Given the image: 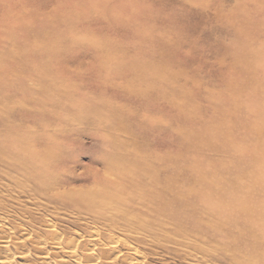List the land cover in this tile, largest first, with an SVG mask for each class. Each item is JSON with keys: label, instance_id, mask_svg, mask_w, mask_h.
<instances>
[{"label": "rangeland", "instance_id": "obj_1", "mask_svg": "<svg viewBox=\"0 0 264 264\" xmlns=\"http://www.w3.org/2000/svg\"><path fill=\"white\" fill-rule=\"evenodd\" d=\"M138 88L149 94L141 98ZM194 123L205 145L186 152L181 130ZM0 147L3 155L15 147L42 165L35 168L41 176L29 181L24 175L33 167L12 172L0 163V261L73 264L65 254L73 243L80 264H264L259 231L252 233L257 240L244 234L237 246L199 236L178 245L152 241L140 227L158 229L142 207L152 164L165 162L168 175L179 165L210 171L205 184L220 180L221 191L233 188L223 195L240 202L252 186L264 185V0H0ZM54 180L60 181L55 195L47 188ZM263 195L253 194L246 209L261 208ZM160 224L159 235L172 237L174 225Z\"/></svg>", "mask_w": 264, "mask_h": 264}, {"label": "bare ground", "instance_id": "obj_2", "mask_svg": "<svg viewBox=\"0 0 264 264\" xmlns=\"http://www.w3.org/2000/svg\"><path fill=\"white\" fill-rule=\"evenodd\" d=\"M137 78H138V76H137ZM137 78H135V79H137ZM15 83V82H14ZM13 83V84H14ZM156 83V82H155ZM244 83V82H243ZM38 84V83H37ZM41 84V83H40ZM150 84V82L148 83V85ZM151 85H153V84H151ZM150 85V86H151ZM155 86V85H154ZM157 86V85H156ZM129 87V86H128ZM129 88H131V87H129ZM128 88V89H129ZM151 88H153V87H151ZM40 89H42V88H40ZM139 89V92L140 93H142L141 91H140V88H138ZM148 89V88H147ZM27 90V89H26ZM136 90V89H135ZM150 90V89H149ZM154 90V89H153ZM133 91V90H132ZM147 91V90H146ZM146 91H144L145 93H147ZM152 91V90H151ZM29 92V91H28ZM143 92V93H144ZM162 92V91H161ZM165 92V91H164ZM163 92V93H164ZM120 94L122 93V92H119ZM126 93V92H125ZM128 93V92H127ZM133 93V92H132ZM136 93V92H135ZM138 93V92H137ZM134 94V95H137V97H138V99L140 98L138 95H140V94ZM142 93V95H141V98H143L145 95V93L143 94ZM153 93V92H152ZM129 94V93H128ZM128 94H126V95H128ZM147 94H149V93H147ZM153 94H155V92L153 93ZM122 95V94H121ZM163 95V94H162ZM6 96V95H5ZM124 96V95H123ZM133 96V95H132ZM143 96V97H142ZM159 96V95H158ZM219 96V95H218ZM120 97V96H119ZM129 97V96H128ZM146 97H150V95L148 96H146ZM163 97V96H162ZM124 98H126V97H124ZM145 98V97H144ZM33 99V98H32ZM138 99H136V100H138ZM158 99H161L160 97L158 98ZM158 99H157V101H158ZM162 99H164V98H162ZM148 100V99H147ZM150 100H151V98H150ZM154 100V99H153ZM139 101V100H138ZM156 101V102H157ZM150 102V101H149ZM153 102V101H152ZM159 102V101H158ZM209 102V101H208ZM39 103V102H38ZM154 103H155V101H154ZM153 103V104H154ZM152 104V103H151ZM150 104V105H151ZM187 104V103H186ZM55 105V104H54ZM192 107H195V106H192ZM217 107V106H216ZM43 108V107H42ZM45 108V107H44ZM158 108V107H157ZM182 109V108H181ZM191 109H193V108H191ZM226 109V108H225ZM174 110H176V109H174ZM189 110H190V108H189ZM188 110V111H189ZM193 110H195V109H193ZM185 111V110H184ZM200 111V110H199ZM194 112V111H193ZM198 112V111H197ZM183 113V114H182ZM181 114L182 115H185L184 114V112H182ZM188 112L186 111V114H187ZM39 114V113H38ZM131 114V113H130ZM180 114V113H179ZM191 114V113H190ZM193 114H195V113H193ZM193 114H191V115H193ZM29 115H30V113H29ZM182 115H181V118H182ZM189 115V114H188ZM188 115H187V117H188ZM25 116H27V115H25ZM186 116V115H185ZM193 116H195V115H193ZM247 116V115H246ZM9 117H11V116H9ZM184 117V116H183ZM187 117H184V119H186ZM192 116H190V119H195L196 118V116H195V118H191ZM21 118V117H20ZM27 118V117H26ZM23 119V118H22ZM21 119V120H22ZM68 119V118H67ZM82 119V118H81ZM148 120H149V118H147ZM21 120H20V122H21ZM24 121H26L25 119H23ZM61 120V119H60ZM144 120V119H143ZM146 120V119H145ZM191 120V122H193ZM199 120V119H198ZM11 121V120H10ZM35 121V120H34ZM65 121V120H64ZM63 121V122H64ZM149 121H151V120H149ZM147 122V123H149V125L151 124L150 122ZM47 122V121H46ZM196 122V121H195ZM54 123V122H53ZM162 123V122H161ZM188 123V122H187ZM197 123H198V121H197ZM200 123V122H199ZM198 123V124H199ZM66 124V123H65ZM190 124V123H189ZM192 124V123H191ZM195 124V123H194ZM157 125H158V123H157ZM204 125V124H203ZM203 125H200V129H201V126H202V128H204L205 126H203ZM215 125H217L216 123H215ZM48 126V125H47ZM192 126H194L193 128H191ZM191 127L189 126H187V129H182L181 131H183L182 133H183V135L181 136V134H180V138H182L181 140L184 142L185 140H186V142H187V144L185 145L186 147L184 148V149H186L185 151L186 152H189V150H191L192 152H197L198 150H200V149H202L203 147H204V145H205V143H204V141L202 142L201 140H202V138H201V136H199L201 139L199 140L195 135H194V133H193V130L192 129H195V126L197 127V124H195V125H192ZM9 127V126H8ZM151 127V126H150ZM155 127V126H154ZM163 127V126H162ZM161 127V128H162ZM218 127V126H217ZM223 127V126H222ZM243 127V126H242ZM156 128H157V126H156ZM158 128H160V127H158ZM199 128V127H198ZM36 129V128H35ZM64 129V128H63ZM212 129L214 130V128L212 127ZM211 129V130H212ZM237 129V128H236ZM9 130H11V129H9ZM44 130V129H43ZM42 130V131H43ZM101 130V129H100ZM163 130H165V129H162V131ZM186 130H187V132H186ZM195 130H197V128L195 129ZM194 130V131H195ZM211 130H208V131H211ZM220 130V129H219ZM12 131H13V129H12ZM42 131H41V134L42 135H44L45 134V132H43L42 133ZM46 131V130H45ZM58 131H59V128H58ZM64 131V130H63ZM180 131V132H181ZM199 131V130H198ZM202 131H204L203 129H202ZM233 131V130H232ZM9 132V131H8ZM33 132H35V131H33ZM39 132V131H38ZM60 132V131H59ZM199 132H201V131H199ZM207 133V131H204V133ZM212 132H215V130L214 131H212ZM4 133V132H3ZM14 133V132H13ZM12 133V134H13ZM23 133V132H22ZM28 133V132H27ZM47 133V132H46ZM53 132H51V134H52ZM58 133V132H57ZM57 133H56V135H57ZM197 133V132H196ZM234 133V132H233ZM242 133V132H241ZM9 134H10V132H9ZM24 134V133H23ZM35 134V133H34ZM61 134H63V133H61ZM60 133H59V136L61 135ZM208 134V133H207ZM211 134V133H210ZM216 134V133H215ZM4 135H5V133H4ZM11 135V134H10ZM9 135V136H10ZM14 135H17V134H14ZM19 135V134H18ZM40 135V134H39ZM42 135H40V136H42ZM46 136H47V134H45ZM44 135V136H45ZM54 135V134H53ZM64 135V134H63ZM212 135V134H211ZM8 137V133L5 135V137ZM39 136V137H40ZM58 136V137H59ZM184 136V137H183ZM208 136V135H207ZM215 136V135H214ZM16 137H19V136H16ZM20 137H22V135H20ZM25 137V136H24ZM37 138V140H38V135L37 136H34V138ZM48 137V136H47ZM49 137H51V135L49 136ZM62 137V136H61ZM203 137V136H202ZM209 137V136H208ZM207 137V138H208ZM216 137V136H215ZM11 138V137H10ZM9 138V139H10ZM32 138V137H31ZM45 138V137H44ZM220 138V137H219ZM9 139H7L8 141H10ZM16 139V138H15ZM19 139V138H18ZM22 139H23V137H22ZM22 139H21V141H22ZM60 139V138H59ZM205 139H206V137H205ZM6 139H4V141H5ZM6 140V141H7ZM13 140V139H12ZM20 140V139H19ZM18 140V141H19ZM31 140H34L33 138L31 139ZM40 140H43V138L41 139L40 138ZM45 140V139H44ZM48 140H49V138H48ZM63 140V139H62ZM207 140H209V139H207ZM2 141H3V139H2ZM20 141V142H21ZM24 142H26L25 140H23ZM27 141H29V140H27ZM39 141V140H38ZM37 141V142H38ZM53 141V143L55 142L54 140H52ZM64 141V140H63ZM206 141V140H205ZM11 142V141H10ZM15 142H17V141H15ZM15 142H14V145L13 146H16V144H15ZM29 142H31V141H29ZM36 142V141H35ZM34 142V143H35ZM36 142V143H37ZM211 142V141H210ZM214 142V141H213ZM213 142H212V144H213ZM3 143V142H2ZM5 143H7V142H5ZM46 143V142H45ZM44 143V144H45ZM50 143V142H49ZM58 143H61V144H63L64 142H58ZM65 143H66V141H65ZM64 143V144H65ZM224 143H226V142H224ZM12 144H13V141H12ZM25 144V143H24ZM27 144H28V142H27ZM30 144H32V143H30ZM40 144H43V143H40L39 142V145ZM47 144V143H46ZM57 144V143H56ZM61 144H58V145H61ZM227 144V143H226ZM2 145V144H1ZM5 145V144H4ZM21 145V144H20ZM55 145V144H54ZM208 145V144H207ZM213 145H217L216 143L215 144H213ZM17 146H18V144H17ZM25 146V145H24ZM29 146V145H28ZM27 146V147H28ZM41 146V145H40ZM53 146V145H52ZM209 146V145H208ZM219 146V145H218ZM2 147V146H1ZM1 147H0V149H1ZM20 147V146H19ZM23 146H21L20 148H22ZM30 147H32L31 145H30ZM33 147H34V145H33ZM32 147V148H33ZM183 147V146H182ZM181 147V148H182ZM7 148V147H6ZM9 148V147H8ZM12 148V147H11ZM11 148H10V150H8V152H9V154H5V155H3V153L1 154L0 153V163H1V165L2 164H5V166H6V168H7V170L8 171H12V172H19L20 171V169H24L23 167H33L34 168V170H31L30 172H27V174H25L24 175V179H26V180H34V178H36L37 176H36V174H39L40 176H41V173H38V171H35V168L37 169L41 164L39 163V162H41V159L40 160H38L37 162L38 163H36V156H30L29 155V157H24L26 154H24V156H21L20 155V153L19 152H21L19 149H15V147L13 148V150H11ZM18 148V147H17ZM26 148V147H25ZM49 148V147H48ZM54 148V147H53ZM60 148H63V147H61L60 146ZM65 148V147H64ZM211 148H213V147H211ZM217 149H221V147H216ZM222 148H223V146H222ZM229 148V147H228ZM247 148H251V147H247ZM23 149V148H22ZM31 149V148H30ZM30 149H28V150H30ZM34 149H36V148H34ZM42 149V148H41ZM57 150L59 149V148H56ZM183 149V148H182ZM184 149H183V151H184ZM214 149V151H215V147L213 148ZM227 149V148H226ZM33 150V149H32ZM31 150V151H32ZM44 150V149H43ZM42 150V151H43ZM46 150V149H45ZM60 150V149H59ZM181 150V149H180ZM203 150H205V149H203ZM207 150V149H206ZM3 151H4V149H3ZM14 151V152H13ZM24 151H26V150H24ZM37 151V150H36ZM41 151V152H42ZM54 151V150H53ZM62 151L63 150H61L60 151V155L59 156H61L62 155ZM190 151V152H191ZM218 151H220V150H218ZM224 151V150H223ZM226 151H228V150H226ZM252 151H255V149H253ZM5 152V151H4ZM55 152H57L56 150H55ZM54 152V153H55ZM59 152V151H58ZM177 152V151H176ZM199 152H201V151H199ZM217 152V151H216ZM11 153H13V156L14 157H11ZM24 153V152H23ZM30 153V152H29ZM28 153V154H29ZM35 152L33 151V154H34ZM36 153H40V152H36ZM47 153V152H46ZM178 153V152H177ZM221 153V152H220ZM225 153V152H224ZM233 153V152H232ZM27 154V155H28ZM31 154V153H30ZM32 154V155H33ZM51 154V153H50ZM135 154V153H134ZM183 154V153H182ZM264 154V153H263ZM55 155V154H54ZM177 155V156H176ZM252 155H253V153H248V155L246 154L245 156L246 157H249V158H252ZM4 156L5 157H7L8 159L6 160V159H4ZM46 156H47V154H46ZM52 156L53 155H50L49 157H51V158H49V159H52ZM56 156H57V153H56ZM58 156V157H59ZM66 156V155H65ZM136 156V155H135ZM162 156V155H161ZM172 156V155H171ZM176 156V157H175ZM175 156H174V158H176V159H174V163H172V164H176L175 162H177L178 163V161L180 160V163H181V153L179 152L178 154H175ZM228 156V155H227ZM235 156H238V155H235ZM241 156V155H240ZM254 156H255V154H254ZM134 157V156H133ZM137 157V156H136ZM177 157H178V159H177ZM232 157V156H231ZM239 157V156H238ZM3 158V159H2ZM40 158V157H39ZM46 158V157H45ZM44 158V159H45ZM55 158V157H54ZM64 158V157H63ZM66 158V157H65ZM138 158V157H137ZM173 158V157H172ZM171 158V159H172ZM203 158V157H202ZM218 158V157H217ZM229 158V157H228ZM234 158V157H233ZM248 158V159H249ZM60 159V158H59ZM184 159V158H183ZM198 159V158H197ZM54 160V159H53ZM53 160H50V162L51 161H53ZM140 161H142L141 159H139ZM138 160V161H139ZM163 160V159H162ZM178 160V161H177ZM193 160V159H192ZM234 160V159H233ZM236 160V159H235ZM250 160V159H249ZM256 160V159H255ZM264 160V159H263ZM43 161V160H42ZM130 161V160H129ZM128 161V162H129ZM173 161V160H172ZM231 161H232V159H231ZM236 161H238V160H236ZM241 161V160H240ZM257 161V160H256ZM135 162V161H134ZM167 162H168V160H167ZM234 162V161H233ZM246 162V161H245ZM44 163V162H43ZM52 163V162H51ZM136 163V162H135ZM161 163H162V161H161ZM196 163V162H195ZM235 163V162H234ZM243 163V162H242ZM38 164V165H37ZM45 164V163H44ZM137 164V163H136ZM144 165L146 164V163H143ZM179 164V163H178ZM178 164H176V165H178ZM184 163H183V161H182V165H183ZM188 164H190V163H188ZM187 164V165H188ZM193 164V163H192ZM196 164H198V163H196ZM203 164V163H202ZM207 164V163H206ZM245 164V163H244ZM262 164V163H261ZM51 165V164H50ZM60 165V164H59ZM147 165V164H146ZM152 165H154V166H152ZM151 166H149L150 168L148 169V171H146L145 173H147V174H149V176H147V178H148V182H147V184H143L144 185V190H145V192H146V198L142 201V207H143V203H145V205H147L148 206V208H149V213L148 214H150L149 216H151V218H153V220L154 221H157V224H156V226H158V229H152V226H150V224L148 223V222H144V224L142 223V224H140L141 226V229L142 230H146V231H144L145 233H147V238H149V239H151L152 241L154 240V241H164V242H166V243H172V244H181V241H189V242H197L198 241V236L199 237H202V238H206L207 240H213L214 242H216V239H220V240H218L220 243H221V241H223V240H221V239H227L228 241L230 240L232 243H234L236 246H237V243L238 242H241V238H243V236H244V234H245V238H246V235H250V237H253V239H256L257 240V234H256V232L257 231H259V233L261 234V235H259V233H258V235L259 236H261L262 238H263V240H264V223H263V217H264V195H263V197H262V200H261V204H262V207L261 208H259V209H257V207H255L254 206V209L256 208L257 210H254L253 209V211H248L246 208L247 207H250V204L252 203H249L250 202V200H252L251 198H252V196H253V194H259V196H260V194H262V192H263V194H264V185H262V186H257V187H253L252 186V191L251 192H249L250 194H246V197L247 198H245L244 200H242L241 202L238 200V199H235L236 197L234 196V195H232V193H231V195H223V194H225L227 191H229V190H231V189H233V188H231V189H227L226 190V187L227 186H225L224 187V191L225 192H223V191H221L220 190V188H222L223 186H221V187H217L216 186V184L218 185V182L220 181H218L216 184H214V183H209V184H205V183H207V181H206V177H205V174H203L205 171H203V173H201L200 171L198 172L197 170H196V172H193L192 173V170L191 171H189L190 170V168L188 169V168H182L181 167V165H179V166H177L176 167V169H172L173 171H175V173L173 172L172 173V175H168V172H170L171 173V171L169 170V169H167V165H166V163L164 162L163 164H158V165H155V164H152ZM185 165V164H184ZM194 165V164H193ZM234 165V167H235V165L237 166V164H233ZM243 165V164H242ZM263 165V164H262ZM261 165V166H262ZM42 166V165H41ZM46 166H47V163H46ZM53 166V165H52ZM51 166V167H52ZM63 166V165H62ZM143 166V165H142ZM148 166V165H147ZM189 166V165H188ZM191 166V165H190ZM246 166V165H245ZM259 166V165H258ZM1 167V166H0ZM27 167H26V169H27ZM43 167H45L44 165H43ZM43 167H40L41 169L43 168ZM50 167V168H51ZM54 167V166H53ZM58 167V166H57ZM56 167V168H57ZM60 167H61V165H60ZM59 167V168H60ZM65 167V166H64ZM172 167V166H171ZM171 167H169V168H171ZM233 167V166H232ZM233 167V168H234ZM237 167H239V166H237ZM244 167V166H243ZM242 167V168H243ZM4 168V167H3ZM30 168H29V170H30ZM46 168V167H45ZM55 168V169H56ZM144 168V167H143ZM175 168V167H174ZM193 168V167H192ZM191 168V169H192ZM248 168H249V166H248ZM5 169V168H4ZM44 169V168H43ZM58 169V168H57ZM61 169V168H60ZM123 169V168H122ZM212 169V168H211ZM211 169H207V170H211ZM252 168H250V170H251ZM261 169V168H260ZM3 170V169H2ZM28 170V171H29ZM65 170V169H64ZM118 170V169H117ZM125 170V169H124ZM124 170H122V171H124ZM146 170V169H145ZM167 170H169L168 172H167ZM215 170V169H214ZM246 170V169H245ZM245 170H244V168H243V171L245 172ZM1 171V170H0ZM60 171V170H59ZM110 171V170H109ZM193 171H194V169H193ZM252 171V170H251ZM250 171V172H251ZM255 171V170H254ZM257 171H260V170H257ZM5 172V171H4ZM23 172V171H22ZM113 172V171H112ZM121 172V171H120ZM125 172V171H124ZM229 172V171H228ZM227 172V174H229ZM246 172H248L247 170H246ZM21 173V172H20ZM49 173V172H48ZM57 173V172H56ZM205 173H208V172H205ZM209 173H211L210 171H209ZM208 173V174H209ZM214 173V172H213ZM224 173V172H223ZM239 173V172H238ZM237 173V174H238ZM6 174V173H5ZM4 174V175H5ZM11 174V173H10ZM18 175H19V173H17ZM22 174V173H21ZM24 174V173H23ZM44 174V173H43ZM43 174H42V176H43ZM59 174V173H58ZM57 174V175H58ZM63 174V173H62ZM114 174V173H113ZM116 174H118V173H116ZM123 174V173H122ZM176 174V175H175ZM226 174V175H227ZM239 174H242L241 172L239 173ZM251 174L253 175V172H251ZM250 174V175H251ZM255 174V173H254ZM7 175H8V173H7ZM15 175V174H14ZM105 175V174H104ZM139 175V174H138ZM146 175V174H145ZM213 175V174H212ZM259 175H261V174H259ZM47 176V175H46ZM107 176V175H106ZM117 176V175H116ZM120 176H121V174H120ZM209 176V175H208ZM229 176V175H228ZM228 176H227V178H228ZM231 176V175H230ZM238 176V175H237ZM4 177H6V176H4ZM10 178H12L11 176H9ZM15 177H16V175H15ZM103 177V176H102ZM108 177V176H107ZM114 177V176H113ZM122 177V176H121ZM123 177H127V176H123ZM122 177V178H123ZM226 177V176H225ZM235 177V176H234ZM262 177V176H261ZM261 177H260V179H261ZM264 177V176H263ZM38 178V177H37ZM47 179L49 178V176H47L46 177ZM99 178V177H98ZM112 178V177H111ZM128 178H129V176H128ZM134 178V177H133ZM136 178V177H135ZM140 178V177H139ZM138 178V179H139ZM143 178V177H142ZM239 178V177H238ZM245 178H246V176H245ZM8 179V178H7ZM46 179V181L48 182L49 181V179L47 180ZM113 179V178H112ZM119 179H121L120 177H119ZM129 179H131V178H129ZM145 179V178H144ZM212 179H213V177H212ZM234 178H232V180H233ZM42 180H44L43 178H42ZM104 180V179H103ZM117 180V179H116ZM135 181H134V183L133 182H130V183H132L131 185H133V184H135V182L137 181V179H134ZM140 180V179H139ZM226 180V179H225ZM228 181H229V179H227ZM241 181H242V179H240ZM239 180V181H240ZM29 181H28V183H29ZM38 181V180H37ZM40 181V180H39ZM99 181H100V179H99ZM106 181H108V183L107 184H109V180H106ZM125 181V180H124ZM142 181V180H141ZM147 181V180H146ZM217 181V180H216ZM239 181H237V183L239 182ZM243 181H244V179H243ZM261 181V180H260ZM51 182V181H50ZM60 182V181H59ZM57 180H54L53 182H51V183H49L50 185H48L47 186V188H49V190H51V191H53V194H54V190L58 187V185L60 184ZM120 182V181H119ZM126 182V181H125ZM138 182V181H137ZM144 182V181H143ZM142 182V183H143ZM187 183V187L185 188L184 186V184H186ZM221 182V181H220ZM219 182V183H220ZM245 182V181H244ZM243 182V183H244ZM246 182H247V180H246ZM264 182V181H263ZM25 183V182H24ZM27 183V182H26ZM39 183V182H38ZM63 183V182H62ZM141 183V182H140ZM141 183V184H142ZM223 183H225V182H223ZM235 183H236V181H235ZM236 183V184H237ZM240 183V182H239ZM239 183H238V185H239ZM35 184V183H34ZM34 184H32V185H34ZM44 184H46V182H44ZM241 184H242V182H241ZM247 184V183H246ZM232 185H233V183H232ZM257 184H255V186H256ZM34 186H36V184L34 185ZM33 186V187H34ZM110 186V185H109ZM117 186V185H116ZM241 186H243V185H241ZM246 186V185H245ZM39 187V186H38ZM42 187V186H41ZM63 187V186H62ZM103 187H104V185H103ZM117 187H119V186H117ZM122 187V186H121ZM231 187V186H230ZM26 188V187H25ZM32 188V187H31ZM40 188V187H39ZM97 188V187H96ZM106 188V187H105ZM108 188V187H107ZM106 188V189H107ZM113 189H115L114 187H112ZM111 188V189H112ZM124 188V187H123ZM134 188V187H133ZM138 188V187H137ZM143 188V187H142ZM244 188V187H243ZM246 188V187H245ZM247 188H248V186H247ZM33 189V188H32ZM109 189V188H108ZM107 189V190H108ZM113 189H112V191L111 192H113ZM119 190L118 191H120V190H125V189H121L120 187L118 188ZM131 189V188H130ZM223 189V188H222ZM235 189H238V188H235ZM251 189V188H250ZM34 190V189H33ZM39 190V189H38ZM57 190V189H56ZM65 190V189H64ZM70 190V189H69ZM68 190V191H69ZM75 190V189H74ZM128 190V189H127ZM131 190H134L135 191V189H131ZM137 190H139V189H137ZM136 190V191H137ZM218 190H220V192H218ZM240 190H242V189H240ZM246 190V189H245ZM34 191H36V190H34ZM40 191V190H39ZM59 191H61V190H59ZM66 191V190H65ZM91 191V190H90ZM129 191V190H128ZM248 191V190H247ZM28 192V191H27ZM57 192V191H56ZM76 192V193H75ZM80 191H74L73 193H75V194H78ZM98 192V191H97ZM130 192H132V191H130ZM223 192V193H222ZM30 193V192H29ZM36 193V192H35ZM43 193H45V192H43ZM58 193H63V191H61V192H58ZM70 193H72V192H70ZM90 193V192H89ZM103 193V192H102ZM115 193H119V192H115ZM229 193V192H228ZM241 193V192H240ZM244 192L242 191V195H244L243 194ZM33 194V193H32ZM38 194V193H37ZM60 194V195H61ZM65 194V193H64ZM69 194V192L68 193H66L65 195H66V197H67V195ZM82 194V193H81ZM104 194H106L105 193V190H104V193H103V195ZM120 194H122V192L120 193ZM124 194V193H123ZM128 194V193H127ZM132 194V193H131ZM138 194V193H137ZM227 194V193H226ZM230 194V193H229ZM55 195V194H54ZM70 195H72V194H70ZM88 195H91V194H88ZM97 195V194H96ZM96 195H95V197H96ZM126 195V194H125ZM141 195V194H140ZM140 195H139V197H138V199H136L137 201L139 200V198H140ZM143 195V194H142ZM40 196V195H39ZM50 196H51V194H50ZM80 196V193H79V195L78 196H75V197H79ZM40 197H42V196H40ZM56 197V196H55ZM58 197H60L59 195H58ZM57 197V198H58ZM62 197H63V194H62ZM83 197V196H82ZM131 197V196H130ZM135 197H136V195H135ZM143 197V196H142ZM145 197V196H144ZM143 197V198H144ZM261 197V196H260ZM97 198V197H96ZM102 198V197H101ZM50 199V198H49ZM135 199V198H134ZM121 200V199H120ZM128 200H132V198H130V199H128ZM135 200V201H136ZM247 200V201H246ZM50 201V200H49ZM52 201H53V199H52ZM98 201V200H97ZM96 201V202H97ZM104 201V200H103ZM96 202H95V204H96ZM131 202V201H130ZM139 202V201H138ZM254 202H255V200H254ZM253 202V203H254ZM98 203V202H97ZM108 203V202H107ZM58 204V203H57ZM122 204H123V202H122ZM121 204V205H122ZM124 204H126V203H124ZM123 204V205H124ZM129 204V203H128ZM255 204V203H254ZM259 204H260V202H259ZM259 204H258V206H259ZM56 205V204H55ZM60 205V204H59ZM111 205V204H110ZM132 205V204H131ZM62 206V205H61ZM64 206V205H63ZM138 206V205H137ZM252 207H253V204L251 205ZM257 206V205H256ZM66 207V206H65ZM77 207V206H76ZM129 207H131V206H129ZM128 207V208H129ZM134 207V206H133ZM59 208V207H58ZM81 208V207H80ZM78 209H79V207H78ZM144 209V208H143ZM144 211V210H143ZM141 212V211H140ZM147 214V215H148ZM201 215V216H200ZM263 218V219H262ZM161 220H163V221H168V222H171L173 225H174V230H173V232H174V234H173V236L172 237H168V236H166V235H159V232H163V226L160 224V221ZM143 222V221H142ZM183 224H185L184 226H182ZM152 225V224H151ZM149 228H151V229H149ZM154 228V227H153ZM157 228V227H156ZM158 230V231H157ZM254 230L256 231L255 232V234H256V237L257 238H254L255 237V235L254 234H252L253 232H254ZM158 232V233H157ZM254 235V236H253ZM215 239V240H214ZM250 239V238H249ZM225 241V240H224ZM227 241V242H228ZM227 242H225L226 244H227ZM231 242H230V244H231ZM247 242V241H246ZM252 242H255V243H257L256 241H251V243ZM259 242V241H258ZM3 244H2V247L1 248H3V249H6V248H8L7 247V244L9 243V242H7L6 240H4L3 242H2ZM23 243V242H22ZM22 243H21V246H22ZM250 243V245H254V243L253 244H251ZM260 243V242H259ZM261 243L262 244H264V242H262L261 241ZM54 244H56L57 246H59L60 247V243H59V241L58 242H54ZM261 244V245H262ZM20 245V244H19ZM216 245H217V243H216ZM215 245V246H216ZM219 245V244H218ZM217 245V246H218ZM229 245V244H228ZM232 245V244H231ZM245 245H247V244H245ZM245 245H243V246H245ZM256 245V244H255ZM257 245H258V243H257ZM260 245V244H259ZM9 246V245H8ZM263 246V247H262ZM261 247H262V249H264V245H262ZM23 247V246H22ZM114 247V246H113ZM254 247V246H253ZM62 248H63V245H62ZM236 248V247H235ZM242 248V247H241ZM246 248V247H245ZM57 249V248H56ZM61 249V248H60ZM65 249H66V252H65V254H66V258L67 259H69V260H72L74 263L73 264H77V263H79L80 264V262H76L77 261V259H78V261L80 260L77 256H76V249H75V245L73 244V243H70V244H68V246H66L65 247ZM126 249H128L129 251H131L132 253H137V251H136V249H132V248H129V247H127ZM196 249L197 248H194V250L196 251ZM243 249V248H242ZM255 249V248H254ZM258 249H260V248H258ZM58 250V249H57ZM111 250L113 251V248H111ZM134 250V251H133ZM250 250V249H249ZM251 251V250H250ZM254 253H255V251L254 250H252ZM257 251V250H256ZM263 251V250H262ZM259 253H261V252H259ZM138 254V253H137ZM136 254V255H137ZM246 254V253H245ZM255 254H258V253H255ZM264 254V253H263ZM2 258V257H1ZM137 258V257H136ZM132 260V259H134V255L133 256H130V257H126L125 256V260ZM2 261H0V264H10L9 263V261L11 260V257H3L2 259H1ZM42 260H47L46 259V257L44 258H42ZM94 262H95V260H93ZM99 261V260H98ZM92 263V264H96V263ZM127 262V261H126ZM13 263V262H12ZM98 263V262H97ZM90 264V263H89ZM134 264V263H133Z\"/></svg>", "mask_w": 264, "mask_h": 264}]
</instances>
